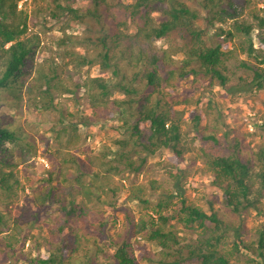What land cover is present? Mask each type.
Wrapping results in <instances>:
<instances>
[{
  "label": "trees",
  "instance_id": "1",
  "mask_svg": "<svg viewBox=\"0 0 264 264\" xmlns=\"http://www.w3.org/2000/svg\"><path fill=\"white\" fill-rule=\"evenodd\" d=\"M19 1L0 0V93L10 88L13 97L20 100L23 98L21 89L25 81L19 77L33 59L42 38L39 32H29L28 13L19 7ZM33 1L36 14L47 12V19L53 23L62 22L63 36L57 42V47L62 51H59V55L62 53L64 57L72 60L76 58L83 65L92 64L93 58L87 57L88 50L80 52L74 46L79 42L89 44L90 35L81 38L79 35L68 33V30L86 22L88 16L96 14L98 6L104 4L107 16L119 27L113 43L115 46L119 45V42L126 44L130 51L129 63L143 67L142 79L145 81V87L138 89L133 80L126 76L112 85H108L100 76H88L83 80L82 86L88 95L89 106L95 110L97 119L119 118L122 125L118 128L125 129L129 135L127 139L115 140L119 145V149L115 151L106 147L93 154L85 152L82 157L81 154H76V148L83 142L79 123L64 119L55 123L53 131L58 146L54 154L61 157L55 158V162L48 169L45 179L42 180L46 184L35 197V202L43 207H57L59 213L53 217V224L48 227V254L40 252L34 257H29L26 262L139 264L137 252L142 247V240L155 243L160 251L174 258L164 260L161 264H233V257L238 253L247 252L264 257V228L258 230L256 239L245 241L240 237L229 252H223L218 248L222 240L223 221L216 212L209 215L196 207H184L187 215L170 225V218L162 213H158L156 218L150 216L149 219H139L137 223L129 218L133 225L132 235L117 242L114 252L108 251L102 245L106 233L100 229L107 226L108 220L101 217L104 207L100 206L104 203L114 205L122 191V187L113 185L116 175L123 170L121 166L127 160L129 166L139 168L140 163L138 164L137 160L127 158L134 152L121 151V148L129 146L132 140H138L135 144L140 146L135 151L143 161H146V157L141 156L143 152L155 153L159 146L171 148L178 156L184 152L198 151L205 162V171L212 176V185L223 191V200L227 207L237 214L249 209L263 210L264 146L256 152V162L251 157L242 158L236 150L229 153L217 135L205 134L199 129L203 119L199 113H195L191 120L197 134L181 145V126L186 111L176 109L173 103H168L164 99L163 90L171 77L178 73L179 78L195 75L200 77L203 83L207 81L210 87L219 84L233 91L229 82L236 73L231 70L230 64L237 60L238 53H246L255 61L238 59L240 67L248 70L238 77V86L248 84L255 92L264 89V13L261 14L255 4L261 0H200L199 4L207 14L205 19L208 25L205 27L200 25L204 19L200 11L191 6L189 0H133L130 3L118 1L114 5L108 3V0H93V12L90 9L88 13L76 7V0H51L48 4L50 10L41 6V0ZM154 2L162 5V8L159 6L160 9L157 10L162 17L159 22L152 16V11H155L152 7ZM118 13H121L125 20L119 19ZM137 17L143 24L134 33L121 30L127 28L131 23L129 21ZM214 22H219L220 25L214 34L216 41L212 43L208 27ZM174 35L177 36L176 40L180 39L179 43H171L167 48L157 47L155 44L158 39ZM107 38L108 35H104L92 41L93 46L100 44L102 47V51L97 55L101 58L102 70L113 65ZM237 38L238 44L230 48L229 42ZM63 46L68 47L62 49ZM179 55L184 56L181 63H178ZM57 70V66L48 67L47 70L40 64L33 66L31 72H38L37 81L42 90L41 95L32 101L35 108L48 109L54 105L55 95L48 85L55 78ZM113 72L118 74L119 69L116 68ZM68 77L73 78V73ZM193 80L196 82V79ZM55 86L62 94L73 92L62 81H57ZM80 87L81 84L76 82V88ZM111 88H117L126 97L110 99L108 95ZM131 118L134 119L133 122L130 121ZM143 138L148 142L145 143ZM141 139L144 145L141 144ZM198 139L202 140L204 145L197 147L195 140ZM19 141L22 142L21 135H17L15 130L0 121V190L12 195H17L21 184L17 167L20 163H27L30 154L35 151L32 143L23 144ZM8 142L15 143L18 150L22 149L23 153L19 159L15 158V149L8 146ZM179 145L181 146L178 147ZM239 145V141H236L235 148ZM92 179L100 180L102 185L94 183ZM153 188L157 189L158 186L154 185ZM145 190L142 185L131 186L128 202L148 203V199L143 195ZM162 206L160 204V207ZM9 213L10 209H0L1 258L8 249L14 250L22 239L27 240V236L20 238L24 227L18 224L5 234ZM208 221L210 225L207 224ZM191 223L198 224V228L193 230H203L198 233L195 243L182 244L175 226H187ZM96 258L101 259L100 263Z\"/></svg>",
  "mask_w": 264,
  "mask_h": 264
},
{
  "label": "rangeland",
  "instance_id": "2",
  "mask_svg": "<svg viewBox=\"0 0 264 264\" xmlns=\"http://www.w3.org/2000/svg\"><path fill=\"white\" fill-rule=\"evenodd\" d=\"M118 1L130 3L133 0H108V3L114 5ZM199 1L189 0V4L200 11L202 18H204L200 25L205 27L208 25L205 19L207 14ZM93 2V0H76L75 5L79 10L88 13L90 9L93 12ZM41 3V6H46L50 10L48 4L51 3V0H41ZM255 4L263 14L264 0L256 1ZM159 6L162 8L158 2L152 4L153 10H155L152 11V16L157 22L162 19L160 12H158ZM19 7L24 8L28 13L29 32L31 34L39 32L42 39H40V45L35 50L33 59L24 68L23 75L19 77L20 80L25 81L23 88L20 87L23 98L15 99L10 88L1 91L0 121L15 130L17 135H21L22 142L19 141V143H32L35 151L30 154L31 157L27 163H20L17 167L21 178L17 195L0 190V209L3 211L11 210V213L8 214L9 223L5 229V234L14 228L15 224H18L24 227L20 238L27 236V240L22 239L14 250L8 249V252L3 254L2 258L0 257V264H28L26 260L29 257H34L40 252L48 254L46 250L49 246L48 238L50 237L48 227L53 224V217L59 211L54 206L43 207L36 204L35 197L46 184L42 180L45 179V175L55 162V158L61 157L54 154V150L58 146L53 131L55 123H60L61 119L79 123L83 142L76 148V154L79 153L82 157H84L85 152L93 154L106 147H111L115 151L119 149L115 140L127 139L129 135L125 129L118 128L122 125L119 118L106 119L101 117L99 120L97 119L95 110L89 106L88 95L82 86L83 80L88 76H100L108 85H112L126 76L133 80L138 89L145 87V81L142 79L143 67L129 63L130 51H128L126 44L119 42V45L115 46L113 43L119 27L107 16L104 4L98 6L96 14H90L86 22L68 30V33L79 35L81 38L90 35L89 44L79 42L74 46L80 52L88 50L87 57L93 58L90 65H83L76 58L72 60V58L64 57L62 53L59 55V51H62L57 47V42L63 36L62 22L53 23L52 20L47 19V12L36 14L33 0H20ZM118 15L119 19L125 20L121 13ZM129 22L131 23L128 27L121 28V30L130 34L143 24L139 17ZM219 25V22H214L208 27L212 43L216 41L214 34ZM104 35H108L109 55L113 65L102 70L101 58L97 57L98 53L102 51V47L100 44L97 47L93 46L92 41H96ZM176 38L177 36L174 35L170 38L158 39L155 44L157 47L167 48L171 43H179L180 39L176 40ZM238 41L237 38L229 42L230 48L238 44ZM67 47L63 46L62 49ZM58 56L62 57L59 58ZM183 57V55L177 56L178 63H181ZM238 59H248L255 62L246 53L237 54V60L230 64L231 70L236 73L229 82L233 91L230 90L231 88L226 89L219 84L210 87L207 81L203 83L201 78L195 75L179 78L178 73H175L165 84L164 99L168 103H173L176 109H185L186 111L181 126L183 133L181 145L197 134L191 120L195 113H199L203 118L199 125L200 130H203L205 134L214 133L217 135L229 153L236 150L242 158L251 157L256 162V152L264 146V89L255 92L248 84L238 86V77L248 72V70L240 67ZM36 64H40L45 70L48 67H58L55 78L48 85L55 95L54 105L56 107L53 105L51 108L42 109L33 106V99L39 97L42 91L37 81L38 72H31ZM116 68L119 69L118 74L113 72ZM70 73H73V78L68 77ZM193 79H196V82ZM57 81L64 82L73 92L60 93L55 86ZM76 82L81 84L80 88H76ZM108 97L110 99L122 98L126 95L117 88H111ZM88 119L96 122H90ZM130 121L133 122L134 119L131 118ZM143 139L140 142L144 145V141L145 143L148 141L145 139L142 141ZM236 141L240 143L237 148H235ZM135 142L138 140H132L130 145L122 147L121 151L129 150L136 153H132L127 158L137 160V163H140L139 168H132L125 160V164L121 166L122 172L116 175L113 182V185L122 187L117 202L114 200V205H104V203L100 206L104 207L102 209L104 214L101 217L108 219L107 226L100 228L106 233L102 242L105 249L114 252L117 242L132 235L133 225H131L129 218L137 223L139 219H149L150 216L156 218L158 213H162L170 218L168 222L170 225L177 223L180 217L187 215V212L183 210L184 207H196L209 215L211 212L218 214L224 226L222 240L218 248L223 252H229L234 242L240 237L244 238L245 241L257 238L258 230L264 228V198L262 199V211L249 209L240 214L234 213L225 205L223 191L212 185V176L205 171V162L199 156L198 151L184 152L178 156L171 148L159 146L155 153L143 152L141 156L146 157V161H143L135 151L140 144L137 146ZM195 143L197 147L204 145L200 139L195 140ZM7 145L14 147V156L19 159L23 153L22 149L19 148L18 150L15 143L8 142ZM92 181L102 185L100 180L92 179ZM135 185H142L146 188L143 195L148 199V203L128 202L130 187ZM154 185L158 188L154 189ZM160 204L163 206L160 207ZM207 224L210 225L211 223L208 221ZM193 228H198V224L191 223L187 226L177 224V227L175 226L177 236L182 244L190 245L196 242L198 233L203 229L193 230ZM3 246H5V242ZM186 252L187 249L184 254ZM137 255L139 264H161L164 260L174 259L160 251L155 243L146 240H142V247L138 250ZM96 260L99 263L101 261L100 258H96ZM232 263L264 264V257L256 256L252 252L238 253L232 258Z\"/></svg>",
  "mask_w": 264,
  "mask_h": 264
}]
</instances>
